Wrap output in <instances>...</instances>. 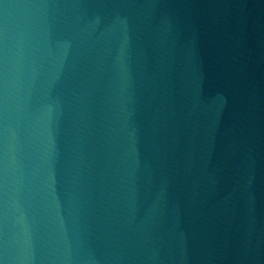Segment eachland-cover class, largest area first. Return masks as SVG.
<instances>
[{
    "label": "water",
    "instance_id": "water-1",
    "mask_svg": "<svg viewBox=\"0 0 264 264\" xmlns=\"http://www.w3.org/2000/svg\"><path fill=\"white\" fill-rule=\"evenodd\" d=\"M0 264H264V0H0Z\"/></svg>",
    "mask_w": 264,
    "mask_h": 264
}]
</instances>
